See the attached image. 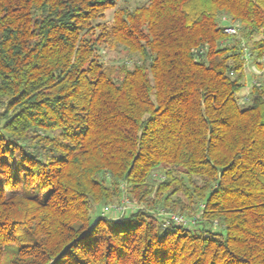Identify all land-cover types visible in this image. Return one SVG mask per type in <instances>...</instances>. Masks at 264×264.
Masks as SVG:
<instances>
[{"label": "trees", "instance_id": "16d2710c", "mask_svg": "<svg viewBox=\"0 0 264 264\" xmlns=\"http://www.w3.org/2000/svg\"><path fill=\"white\" fill-rule=\"evenodd\" d=\"M119 2L0 0V264H264V0Z\"/></svg>", "mask_w": 264, "mask_h": 264}, {"label": "built area", "instance_id": "2783aa9c", "mask_svg": "<svg viewBox=\"0 0 264 264\" xmlns=\"http://www.w3.org/2000/svg\"><path fill=\"white\" fill-rule=\"evenodd\" d=\"M222 21H223V25H224V32L227 34V35H230V36H238L239 35V25L238 24H235V23H231L229 21V19L224 16L222 17ZM243 47H244V51H245V54H246V68L248 66V63L250 62V56H251V52H250V49L248 47H246L245 44H243ZM253 64V69H254V72H255V76H261V75H264V57L261 59V68L252 63ZM252 84L256 83L255 80H253L251 82ZM252 84L248 87L249 89L247 90V93L243 96L244 99H248L249 97V94H250V91H251V88H252ZM242 98V99H243ZM130 203L127 201V204ZM127 209H129L128 207H126V201L123 202V205L121 206H117V205H107L105 208H104V214H112L114 216H117V214H123ZM162 213V216L164 217V227H167L169 226L170 224H177V225H188L189 223H192L193 221L192 220H189L187 219L186 217H184L183 215H180V214H177V213H173V212H168V211H165V210H162L161 211Z\"/></svg>", "mask_w": 264, "mask_h": 264}, {"label": "rangeland", "instance_id": "374dc122", "mask_svg": "<svg viewBox=\"0 0 264 264\" xmlns=\"http://www.w3.org/2000/svg\"><path fill=\"white\" fill-rule=\"evenodd\" d=\"M147 0H120L118 6L119 7H123V6H129L131 8L139 6L143 3H145ZM115 9L109 10L106 12L105 17L100 20V23H111L114 17V12ZM102 57L104 58V61L107 64H121L123 61H126V57L124 52H117L114 50H110L108 48H102ZM253 64L251 62L248 63L247 69H246V73H247V80H248V84L247 86H245L243 88V90L240 93V97L243 98L242 96H244L247 93V90L249 89L248 87L251 85V82L254 80V76L256 75L253 69ZM240 98V99H241ZM128 194V193H127ZM126 201V207L130 208H137L136 201H131V199L127 196L123 197V198H117L114 199L112 202L108 203V205H117V206H121L123 205V202ZM127 201L130 202L127 204ZM142 206V205H141ZM128 211V209L126 210ZM111 215V214H110ZM121 214H117V216L119 217Z\"/></svg>", "mask_w": 264, "mask_h": 264}]
</instances>
